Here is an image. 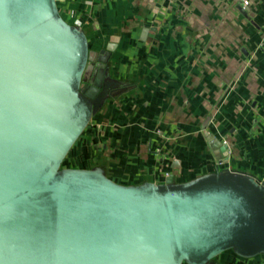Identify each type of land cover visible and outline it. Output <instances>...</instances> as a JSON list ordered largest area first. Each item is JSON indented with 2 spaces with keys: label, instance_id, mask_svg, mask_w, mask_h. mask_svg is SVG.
I'll list each match as a JSON object with an SVG mask.
<instances>
[{
  "label": "water",
  "instance_id": "obj_1",
  "mask_svg": "<svg viewBox=\"0 0 264 264\" xmlns=\"http://www.w3.org/2000/svg\"><path fill=\"white\" fill-rule=\"evenodd\" d=\"M63 0H0V264H213L264 254V179L121 183L63 162L125 84Z\"/></svg>",
  "mask_w": 264,
  "mask_h": 264
},
{
  "label": "crops",
  "instance_id": "obj_2",
  "mask_svg": "<svg viewBox=\"0 0 264 264\" xmlns=\"http://www.w3.org/2000/svg\"><path fill=\"white\" fill-rule=\"evenodd\" d=\"M63 0L92 51L119 37L125 84L70 153L121 183L185 181L225 167L264 179V0ZM213 264H264L231 250Z\"/></svg>",
  "mask_w": 264,
  "mask_h": 264
},
{
  "label": "rangeland",
  "instance_id": "obj_3",
  "mask_svg": "<svg viewBox=\"0 0 264 264\" xmlns=\"http://www.w3.org/2000/svg\"><path fill=\"white\" fill-rule=\"evenodd\" d=\"M74 161V158H73V156L71 155V153H69L68 154V156L66 157V159L64 160V162H63V165L64 166H72V165H74L75 163L73 162Z\"/></svg>",
  "mask_w": 264,
  "mask_h": 264
},
{
  "label": "built area",
  "instance_id": "obj_4",
  "mask_svg": "<svg viewBox=\"0 0 264 264\" xmlns=\"http://www.w3.org/2000/svg\"><path fill=\"white\" fill-rule=\"evenodd\" d=\"M245 2L247 3V1L245 0ZM263 28H264V26H263Z\"/></svg>",
  "mask_w": 264,
  "mask_h": 264
}]
</instances>
